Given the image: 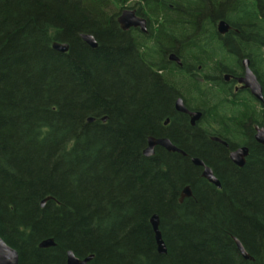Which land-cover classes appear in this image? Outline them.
Wrapping results in <instances>:
<instances>
[{"label":"trees","instance_id":"trees-1","mask_svg":"<svg viewBox=\"0 0 264 264\" xmlns=\"http://www.w3.org/2000/svg\"><path fill=\"white\" fill-rule=\"evenodd\" d=\"M128 1L0 0L1 237L19 264H66L69 250L94 254L92 264H264V147L239 168L200 130H179L173 140L211 166L221 188L187 157L143 154L147 139L165 132L159 123L173 92L142 65L117 21ZM148 3L166 15L164 40L178 39L181 54L199 63H207L202 33L215 31L202 16L228 11L232 26L258 34L264 80V0H176L173 10ZM90 33L98 48L81 38ZM169 42L158 37L156 47ZM186 186L193 195L180 202ZM48 238L56 246L40 248Z\"/></svg>","mask_w":264,"mask_h":264},{"label":"flooded vegetation","instance_id":"flooded-vegetation-1","mask_svg":"<svg viewBox=\"0 0 264 264\" xmlns=\"http://www.w3.org/2000/svg\"><path fill=\"white\" fill-rule=\"evenodd\" d=\"M149 1L152 3L157 1L160 8L167 5L173 10L176 9L174 3L176 0H129L126 3L129 9L134 10L137 16L145 20L146 31H142L140 27H131L123 31L128 34L134 48L137 49V56L142 65L166 81L167 88L173 92L171 110L159 123L161 130H165V132L160 136L150 137L168 138L175 146L182 149L173 140L176 138V133L179 130H200L213 145L222 147L227 159L233 165L243 168L251 155L252 148L256 145L264 147L256 138L257 131L264 129V101L255 97L243 81L246 75V61H248L249 68L263 87L264 95V80L261 79L258 69V34L245 33V31L232 26L225 19L228 11L223 17H212L211 12H208V15L202 16L201 22L208 25L209 28L214 27L215 31L208 29L201 36L204 41L201 42L200 50L207 55V63L193 62L191 61L194 59L192 53H189V57L181 54L182 48L178 39L173 40V45H171V41H168V46L156 47L157 38L159 37V41L163 44L168 43L163 36L164 34L170 35L171 32H161L160 28L166 22V15L150 13L148 5L151 3H148ZM221 21H226L230 26L225 33L218 30ZM243 37L248 40L247 44L243 41ZM198 50L197 47H194V52H198ZM179 99L183 100L188 112L178 109L177 101ZM195 113H201L198 119H195ZM90 118H94V121L96 119L95 117ZM104 118L106 120H103ZM100 120L107 122L108 116H103ZM169 134L173 137H170ZM148 139L145 149L149 145ZM242 147H247L249 150L244 166L240 167L233 162L231 154ZM159 149L189 158L190 162L200 169V175L203 177L204 166H198L193 161L194 158L200 157L193 156L184 149L182 150L186 155L168 151L162 146L155 147V153ZM204 163L209 166L205 161ZM213 171L215 174L214 169ZM182 192L180 193V202L192 197H186L181 201ZM93 260L88 264H92Z\"/></svg>","mask_w":264,"mask_h":264},{"label":"water","instance_id":"water-1","mask_svg":"<svg viewBox=\"0 0 264 264\" xmlns=\"http://www.w3.org/2000/svg\"><path fill=\"white\" fill-rule=\"evenodd\" d=\"M118 23L122 30H128L131 27H140L142 31H146V22L143 18L136 15L135 11L132 9H123L120 12V15L118 17ZM229 24L226 21H221L218 25V30L221 33H225L229 29ZM83 40L92 48L98 47V42L96 41V38L91 34H82ZM53 48L59 52L65 53L69 50V44L68 43H62V42H54ZM175 58V56H173ZM178 60V59H177ZM243 81L246 85V87L250 88L252 93L255 97H257L259 100L264 101V95H263V87L261 83L258 81L256 75L252 72V70L248 66V61H246V75L243 78ZM177 107L181 111L188 112V109L184 105V102L182 99H179L177 101ZM201 113H195V119H198ZM103 120H106L104 118ZM90 122L94 121V118H89ZM256 138L258 142L264 145V129L257 131ZM148 147L144 150L143 154L146 157H152L155 154V147L162 146L166 148L168 151L178 152L183 155H186L185 151L175 146L168 138H155V137H149L148 139ZM248 148L242 147L238 149L237 151L233 152L231 154V159L233 162L242 167L244 166L246 160L245 157L248 154ZM194 163L198 166H204V170L202 173V176L206 178L209 182L216 185L218 188H221V182L214 174V171L211 167L206 166L204 161L200 158H194ZM192 196V191L190 187H185L182 192V198L181 201L186 198ZM51 198H45L41 202V206L44 207L48 200ZM150 223L152 225L153 231L155 233V239L157 243V249L160 254H166L167 253V246L163 239L162 231L160 229V217L158 214H154L151 219ZM236 245L238 247V250L242 254V256L245 259H252L250 254L247 252L246 248L242 244V242L235 238ZM56 246V242L53 238L44 239L40 242L39 247L40 248H51ZM94 258V255H90L84 259H80L76 256L74 251L70 250L67 253V264H88L91 262ZM0 264H19V254L18 251L10 246L0 235Z\"/></svg>","mask_w":264,"mask_h":264},{"label":"rangeland","instance_id":"rangeland-1","mask_svg":"<svg viewBox=\"0 0 264 264\" xmlns=\"http://www.w3.org/2000/svg\"><path fill=\"white\" fill-rule=\"evenodd\" d=\"M125 8L129 9V8H128V5H124V8H123V9H125ZM123 9H121V11H122Z\"/></svg>","mask_w":264,"mask_h":264},{"label":"bare ground","instance_id":"bare-ground-1","mask_svg":"<svg viewBox=\"0 0 264 264\" xmlns=\"http://www.w3.org/2000/svg\"><path fill=\"white\" fill-rule=\"evenodd\" d=\"M117 21H118V19H117ZM81 38H82V35H81ZM82 39H83V38H82ZM54 42H57V41H54ZM54 42H53V43H54ZM84 42H85V41H84ZM85 43H86V42H85ZM90 47H91V46H90ZM237 239H238V238H237Z\"/></svg>","mask_w":264,"mask_h":264}]
</instances>
